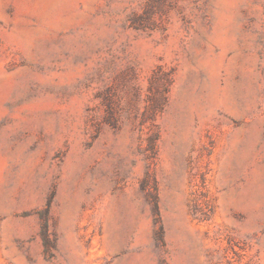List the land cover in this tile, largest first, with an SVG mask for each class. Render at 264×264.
<instances>
[{
  "label": "rangeland",
  "instance_id": "obj_1",
  "mask_svg": "<svg viewBox=\"0 0 264 264\" xmlns=\"http://www.w3.org/2000/svg\"><path fill=\"white\" fill-rule=\"evenodd\" d=\"M0 264H264V0H0Z\"/></svg>",
  "mask_w": 264,
  "mask_h": 264
}]
</instances>
